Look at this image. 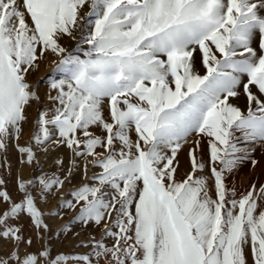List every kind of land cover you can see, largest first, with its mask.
Segmentation results:
<instances>
[{
    "label": "snow or ice",
    "instance_id": "6c2138e0",
    "mask_svg": "<svg viewBox=\"0 0 264 264\" xmlns=\"http://www.w3.org/2000/svg\"><path fill=\"white\" fill-rule=\"evenodd\" d=\"M261 150L264 0H0V264H264Z\"/></svg>",
    "mask_w": 264,
    "mask_h": 264
},
{
    "label": "rangeland",
    "instance_id": "374dc122",
    "mask_svg": "<svg viewBox=\"0 0 264 264\" xmlns=\"http://www.w3.org/2000/svg\"><path fill=\"white\" fill-rule=\"evenodd\" d=\"M44 64V65H43ZM51 64L48 62L42 63L39 71L32 77L33 81L41 80V77L50 70ZM47 86V82L41 80V95H43L44 88ZM35 114V108L30 111V117ZM24 140H27V134L24 136ZM256 159L259 160V165L253 168L251 165L243 167L234 177V184L240 188L241 191L249 184V182L255 178L264 179V150L258 151L256 154ZM182 167L180 169V175L182 176L184 171L187 169V163L183 157H181ZM25 175H27V170H25ZM75 241L69 237L65 245L66 248H70ZM57 247L60 244L57 242Z\"/></svg>",
    "mask_w": 264,
    "mask_h": 264
},
{
    "label": "bare ground",
    "instance_id": "6f19581e",
    "mask_svg": "<svg viewBox=\"0 0 264 264\" xmlns=\"http://www.w3.org/2000/svg\"><path fill=\"white\" fill-rule=\"evenodd\" d=\"M44 65V64H43Z\"/></svg>",
    "mask_w": 264,
    "mask_h": 264
}]
</instances>
